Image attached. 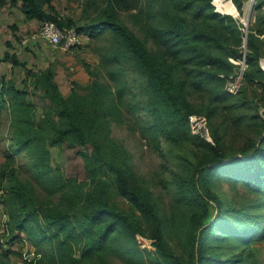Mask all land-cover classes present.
I'll list each match as a JSON object with an SVG mask.
<instances>
[{"label":"trees","instance_id":"16d2710c","mask_svg":"<svg viewBox=\"0 0 264 264\" xmlns=\"http://www.w3.org/2000/svg\"><path fill=\"white\" fill-rule=\"evenodd\" d=\"M20 1L27 20H51L87 36L77 47L91 46L98 59L92 67L86 63L88 84L73 80L68 95L60 89L53 62L35 70L13 52L0 59L25 67L21 84L0 76V128L6 122L0 130V202L7 213L6 241L23 239L36 246L35 264H113L111 254L142 263L148 257L150 264L243 261L244 252L229 258L207 253L200 244L204 229L189 238L186 255L176 253L166 239L167 224L175 218L165 215L162 199L137 181L132 154L111 129L112 122L125 124L160 153L167 149L175 160L167 187L171 201L192 206L190 222L199 227L208 217L195 210L208 211L202 190L214 174L235 173L237 181L246 179L263 191L264 136L250 151L229 159L220 129L212 127L209 141L189 125V115L204 113L212 120L221 109L224 121H232L246 104L244 83L232 94L220 76L239 67L229 58L243 57V24L216 12L212 0H81L77 18L60 16L52 0H0V8ZM233 1L242 13L244 0ZM263 5L264 0H256V8ZM260 22L264 25V16ZM263 33L264 26L248 27L243 76L250 84L264 83L259 64ZM203 95L209 104L196 102ZM35 98L44 104L40 118ZM249 117L258 125L264 122L257 113ZM51 147L59 148L61 162L53 164ZM181 153L191 154L190 162L183 163ZM231 164L237 168L222 171ZM209 197L219 205L216 196ZM138 234L152 238L155 249L141 248ZM18 255L16 249L2 248L0 264H12Z\"/></svg>","mask_w":264,"mask_h":264},{"label":"rangeland","instance_id":"374dc122","mask_svg":"<svg viewBox=\"0 0 264 264\" xmlns=\"http://www.w3.org/2000/svg\"><path fill=\"white\" fill-rule=\"evenodd\" d=\"M250 1H243L242 13L245 14L247 12ZM52 3L56 12L62 17L77 18L81 13V0H52ZM8 5L9 3L5 7L0 8V59L5 52H13L26 64L25 67L35 70L45 68L53 62L56 66V80L64 95L70 93L73 80H77L82 87L87 85L91 79V75L87 70L86 63L90 64L91 67L94 66L98 59L97 52L93 51L91 46L78 48L77 45H74L66 48L62 44L56 46L50 44L46 38L40 37L38 34L42 27V20L36 18L27 20L21 1L12 7ZM255 6L256 0H254L252 5L248 27L250 25L253 28L258 26L263 28V22L260 21L264 16V5L261 8H256ZM47 10L50 9L47 8ZM234 18L243 24V27H246V23L239 17L234 16ZM13 25L17 27L13 29ZM15 35L19 37L15 38ZM259 37L262 38L261 42L263 43L264 52V33L259 35ZM82 38V43L78 45H84L89 39L84 35H82ZM8 42H10V46H8ZM235 48L238 50L240 46H235ZM23 62H21V65H16L12 61L0 60V76L4 75L14 78L17 83L21 84L25 74ZM259 64L264 70V55L260 57ZM243 83L247 88L246 104L244 107L238 108L234 113V116L238 120L241 118L240 121L237 119H232L229 122L224 121L225 112L222 109L217 111L212 120L204 113H195L205 116L207 119L209 136L204 137L201 135L206 140L212 141V127L220 129V134L229 144L228 152L231 154L229 159L239 156L240 152L244 149L249 148L250 151L253 143L256 146L264 136V122L258 125L249 117L251 114L257 113L264 120V83L260 84L256 82L250 84L245 82L244 78ZM235 97L237 98V96ZM35 100L38 104L37 117L40 118L44 110V104L41 99L35 98ZM196 100V102L203 101L209 104L207 95L197 97ZM215 104H212L211 107ZM225 104L227 103H221L219 106L222 107ZM248 107L249 109H247ZM5 128L6 122L5 125L1 126L0 130L3 131ZM111 129L112 135L122 141L130 150L138 176L137 181L152 189L154 194L162 199V206L165 209L163 213L165 215L167 214L175 218L174 222L171 219L167 224L166 239L168 245L176 253L186 255V245L189 238L195 235L198 236L204 229L207 233L200 239V244L205 248L207 253L229 258L234 254L244 252L243 256L245 259L237 264H264V190L259 192L258 185L250 183L246 179L237 181L234 179L235 173L214 174L204 191L202 190L206 194L205 198L209 200V204L205 205L208 211H205L204 207H199L195 210L199 211L198 215H206L208 219L210 217L212 219L208 220L206 218V222L199 227L190 222V220H193L191 216L194 214L192 206L185 204L173 205L171 201L173 192L168 190L167 187L171 180L169 179L171 169H175V160L168 153L167 149L163 148L164 152L160 153L154 146L150 147L147 144L145 138L140 135L136 128H129L125 124L112 122ZM6 144L7 140L1 143L2 150ZM161 145L164 146L165 143L161 141ZM51 153L53 164L62 161L58 147H51ZM0 156L1 163L4 157L2 154ZM190 156L191 154L187 156L186 153H181V161L183 163L190 162ZM19 158L20 161H24L25 159L24 156H20ZM233 167L237 168V165H227L222 171ZM210 195H214L219 199V205L210 199ZM123 205L127 209L129 208V204L126 201L123 202ZM218 216H220L219 219ZM4 219V206L0 202V231L5 229L1 225ZM212 223L214 224L210 226ZM3 233L0 232V242L3 244V246H0V249H6L10 246L12 249L21 252V255L12 257V264L25 263V260L22 258L24 251L38 250L30 242L27 241L29 244H26V241L24 242L23 239L22 241L15 240L10 243L6 241L8 237L4 236ZM21 236L23 238L24 234H21ZM137 240L141 248L155 249L152 238L138 234ZM109 260L113 264H150L148 257H144L142 263L138 259L128 261L115 254H111Z\"/></svg>","mask_w":264,"mask_h":264},{"label":"built area","instance_id":"2783aa9c","mask_svg":"<svg viewBox=\"0 0 264 264\" xmlns=\"http://www.w3.org/2000/svg\"><path fill=\"white\" fill-rule=\"evenodd\" d=\"M214 1L215 0H212V4L215 8V11L220 12V13H226L222 10H219ZM220 1L222 2L224 1V3L226 2L234 3L233 0H220ZM226 14H229V13H226ZM41 25L42 27L38 33L39 36L46 38L49 41V43L52 45L56 46V45L62 44L63 47L70 48L74 45H78L79 43H82L83 41L81 34L77 33L75 29H62L54 21L45 20L41 22ZM243 31L245 32L244 43H243V57L241 59H236L233 57L229 58L231 62L239 66L238 69L236 70L234 74H231L228 76H226L223 73L220 74V76L225 78L226 80V83H225L226 89L232 94H236L238 92L243 82V78H244L243 74H244V69L246 67V42H247L246 35H247L248 30L246 31L245 27H243ZM189 125H190L192 133L200 134L204 137L209 136L208 123H207V119L205 116L198 115V114L189 115ZM0 193H2V190H0ZM6 219H7V215L5 213V219L2 220V224H1L2 226L5 227V229H3L0 232H5V230L7 229ZM39 256H40V252L35 249L30 252L27 250L22 253L23 260H25L26 262L31 261L34 264Z\"/></svg>","mask_w":264,"mask_h":264},{"label":"bare ground","instance_id":"6f19581e","mask_svg":"<svg viewBox=\"0 0 264 264\" xmlns=\"http://www.w3.org/2000/svg\"><path fill=\"white\" fill-rule=\"evenodd\" d=\"M214 2L217 5L219 10H222V11L229 13V14H233L234 16L239 17L243 22H245L247 24L250 23V14H251L253 0H251L249 2L248 7H247V12L245 14L241 13L238 10V8L233 5L234 3H232V2L224 3V1L222 2L220 0H215ZM261 62H262V60H261ZM262 66H263V63H262Z\"/></svg>","mask_w":264,"mask_h":264},{"label":"water","instance_id":"95a60500","mask_svg":"<svg viewBox=\"0 0 264 264\" xmlns=\"http://www.w3.org/2000/svg\"><path fill=\"white\" fill-rule=\"evenodd\" d=\"M253 2H254V0H253ZM253 2H252V5H253ZM233 5H234V4H233ZM234 6H235V5H234ZM245 25H246L245 29H246V31H247V30H248V29H247L248 24L246 23Z\"/></svg>","mask_w":264,"mask_h":264},{"label":"clouds","instance_id":"9594fccd","mask_svg":"<svg viewBox=\"0 0 264 264\" xmlns=\"http://www.w3.org/2000/svg\"><path fill=\"white\" fill-rule=\"evenodd\" d=\"M26 244H29L28 242H26ZM32 244V243H31ZM10 245V244H9ZM9 248H11L10 246H9Z\"/></svg>","mask_w":264,"mask_h":264},{"label":"crops","instance_id":"0c3cea01","mask_svg":"<svg viewBox=\"0 0 264 264\" xmlns=\"http://www.w3.org/2000/svg\"><path fill=\"white\" fill-rule=\"evenodd\" d=\"M9 5H10V4H9ZM9 5H8V6H9ZM5 6H6V5H5ZM10 7H11V6H10ZM81 37H82V35H81ZM1 76H4V75H1ZM6 77H7V76H6Z\"/></svg>","mask_w":264,"mask_h":264}]
</instances>
